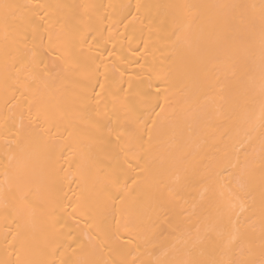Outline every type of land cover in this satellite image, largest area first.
<instances>
[{
  "label": "bare ground",
  "instance_id": "obj_1",
  "mask_svg": "<svg viewBox=\"0 0 264 264\" xmlns=\"http://www.w3.org/2000/svg\"><path fill=\"white\" fill-rule=\"evenodd\" d=\"M0 264H264V0H0Z\"/></svg>",
  "mask_w": 264,
  "mask_h": 264
},
{
  "label": "snow or ice",
  "instance_id": "obj_2",
  "mask_svg": "<svg viewBox=\"0 0 264 264\" xmlns=\"http://www.w3.org/2000/svg\"><path fill=\"white\" fill-rule=\"evenodd\" d=\"M4 7H5V8H8V7H10V6H9V5H4Z\"/></svg>",
  "mask_w": 264,
  "mask_h": 264
}]
</instances>
